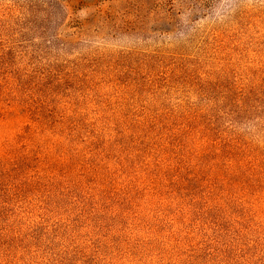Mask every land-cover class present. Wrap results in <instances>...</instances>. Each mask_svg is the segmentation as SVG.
<instances>
[{"label":"rangeland","instance_id":"1","mask_svg":"<svg viewBox=\"0 0 264 264\" xmlns=\"http://www.w3.org/2000/svg\"><path fill=\"white\" fill-rule=\"evenodd\" d=\"M0 264H264V0H0Z\"/></svg>","mask_w":264,"mask_h":264}]
</instances>
